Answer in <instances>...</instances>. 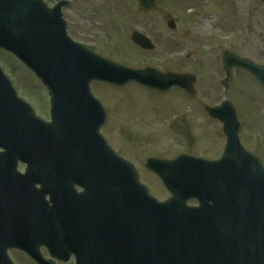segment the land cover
<instances>
[{
  "label": "water",
  "instance_id": "1",
  "mask_svg": "<svg viewBox=\"0 0 264 264\" xmlns=\"http://www.w3.org/2000/svg\"><path fill=\"white\" fill-rule=\"evenodd\" d=\"M137 1L145 10L154 5V0ZM63 5L48 10L40 0H0V49L36 75L51 103V123L35 118L0 70V148L5 150L0 154V264H11L8 248L48 264L38 247L68 242L79 248L72 247L76 264H264V168L239 146L232 105L225 101L207 109L227 138L218 161L182 156L146 162L171 195L156 201L132 165L100 137L106 114L89 84L135 82L191 94L193 79L125 68L72 43L59 12ZM132 41L153 49L138 33ZM230 60L224 64L227 78L233 66L259 78L257 66ZM18 161L28 165L25 175H16ZM36 184L41 189L33 193ZM74 184L84 189L78 199L68 192ZM46 194L51 207L44 204ZM189 200L199 206L187 207ZM72 221L79 223L78 231L69 230ZM84 221L93 231H81Z\"/></svg>",
  "mask_w": 264,
  "mask_h": 264
},
{
  "label": "rangeland",
  "instance_id": "2",
  "mask_svg": "<svg viewBox=\"0 0 264 264\" xmlns=\"http://www.w3.org/2000/svg\"><path fill=\"white\" fill-rule=\"evenodd\" d=\"M42 1L52 7L58 0ZM68 1L62 9L67 34L87 43L94 53L129 68L149 67L195 77V96L191 98L177 89L158 93L137 84L90 86L107 113L102 136L119 156L134 165L150 194L164 201L169 194L145 168V161L172 160L179 155L212 161L221 156L225 141L222 126L204 109L223 101L221 52L227 46L238 50L243 37L255 30L264 35V26L256 28L252 22H264V5L258 8L256 0H156L154 8L143 11L135 0ZM169 21L173 29L168 27ZM251 24L253 28L248 30ZM132 32L145 35L154 49L136 47L130 41ZM258 44L252 41L253 47ZM0 66L18 95L40 118L48 120V96L39 81L2 51ZM237 90L241 139L264 163V104L256 103L257 89L249 81ZM8 255L14 264H32L17 251Z\"/></svg>",
  "mask_w": 264,
  "mask_h": 264
},
{
  "label": "flooded vegetation",
  "instance_id": "3",
  "mask_svg": "<svg viewBox=\"0 0 264 264\" xmlns=\"http://www.w3.org/2000/svg\"><path fill=\"white\" fill-rule=\"evenodd\" d=\"M264 5V3L259 2V6H257L258 8H260V6ZM254 7V6H253ZM252 22L255 24L256 28H262L264 26V22L262 20H252ZM248 30H251L252 24L249 25ZM257 30L253 31L252 33H250L249 35H246L243 37L244 40H241L240 44H243L240 46V48H238V50H233V48H230L229 46H227V48L225 49L226 52H229L233 55H236L242 59H246L250 62H252L253 64L264 68V39L261 36L264 37L263 34H261V31L256 32ZM259 33V34H258ZM72 39V38H71ZM74 40V39H73ZM255 40V42H258V46L257 47H253L252 45V41ZM75 41V40H74ZM75 42H79L83 45H87V43H83L80 41H75ZM229 44V41H227ZM237 49V48H235ZM242 49V50H241ZM220 62V60H219ZM221 64V63H220ZM221 69H222V65H221ZM223 72V70H222ZM180 75L182 74H188V73H178ZM189 75V74H188ZM245 81H249L252 85H255L257 91V97L259 96V100H256V103L260 104H264V87L261 85V83L257 80H255L252 75L244 70L241 69H237L234 68L232 69V71L230 72V76L227 82V97L228 99H230L233 103H239L240 99H238L237 97V88H239ZM195 85V84H194ZM194 88V86H193ZM237 91V92H236ZM195 96V92L193 93L192 97ZM217 106V105H216ZM215 107V106H213ZM241 130V129H240ZM239 139L240 142L242 143L243 146H245V144L243 143V139H241V136L239 135ZM247 147V146H245ZM252 153L256 154L254 151L250 150Z\"/></svg>",
  "mask_w": 264,
  "mask_h": 264
},
{
  "label": "bare ground",
  "instance_id": "4",
  "mask_svg": "<svg viewBox=\"0 0 264 264\" xmlns=\"http://www.w3.org/2000/svg\"><path fill=\"white\" fill-rule=\"evenodd\" d=\"M207 16H209V15L207 14ZM207 16H206V17H207Z\"/></svg>",
  "mask_w": 264,
  "mask_h": 264
}]
</instances>
